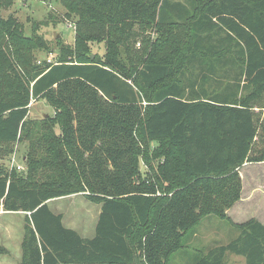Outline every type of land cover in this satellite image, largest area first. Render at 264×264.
Returning a JSON list of instances; mask_svg holds the SVG:
<instances>
[{
  "label": "trees",
  "instance_id": "trees-1",
  "mask_svg": "<svg viewBox=\"0 0 264 264\" xmlns=\"http://www.w3.org/2000/svg\"><path fill=\"white\" fill-rule=\"evenodd\" d=\"M65 5L82 49L43 66L22 63L19 23L0 16L15 50L0 45V144L30 143L27 173L0 174V212L28 214L20 264H170L204 218H228L240 168L264 162V0ZM141 24L186 37L173 55L136 64L123 54ZM87 40L104 43V56L90 58ZM40 98L57 114L32 122ZM77 194L101 206L91 239L49 205ZM238 232L195 264H227L228 253L264 264V224Z\"/></svg>",
  "mask_w": 264,
  "mask_h": 264
},
{
  "label": "rangeland",
  "instance_id": "rangeland-1",
  "mask_svg": "<svg viewBox=\"0 0 264 264\" xmlns=\"http://www.w3.org/2000/svg\"><path fill=\"white\" fill-rule=\"evenodd\" d=\"M70 0H0V16L8 19L12 16L19 23L20 38L16 44L23 46V61L26 65L43 66L47 63L57 62L60 56H73L79 54L82 48H77V22L76 12H71L66 7ZM192 0H169L170 3L181 2L184 9H190ZM190 2V4H189ZM138 36L131 43V52L123 54L128 60L136 64L145 60L148 53L174 54L176 44L182 45L186 37V30L173 27L159 31L157 28L137 25ZM169 40V41H168ZM176 40V43H175ZM167 41V42H166ZM89 48L92 59L103 57L105 54L104 43L84 41ZM12 41L0 31V45L15 54ZM180 48V47H179ZM187 49L182 50V55ZM15 56V55H14ZM75 57V56H74ZM127 65H129L127 63ZM222 86V85H221ZM220 85L213 89L219 90ZM211 89L210 85L206 86ZM29 110V120L41 122L43 119L54 117L56 107L50 105L45 99L32 100ZM59 128H56L58 133ZM42 139L38 145L46 151V140ZM28 141L12 144H0V174H6L14 169L12 159H15L21 170L20 174L27 173L26 157L30 151ZM153 147L154 143L151 144ZM263 163V162H261ZM243 165L244 202L241 207L228 213L226 220L206 217L196 227L195 234L188 236L184 241V248L171 258L170 264H195L202 254H207L210 249L227 245L238 237L240 226L251 220L264 224V164ZM156 165V162H154ZM142 172L146 169L141 165ZM239 170V171H240ZM55 213L64 216V224L68 228L91 235L97 223L99 205L91 204L82 194L72 195L49 202ZM27 213L0 212V264H20L21 244L25 234ZM210 218V219H209ZM227 264H246L242 256L228 253Z\"/></svg>",
  "mask_w": 264,
  "mask_h": 264
},
{
  "label": "crops",
  "instance_id": "crops-1",
  "mask_svg": "<svg viewBox=\"0 0 264 264\" xmlns=\"http://www.w3.org/2000/svg\"><path fill=\"white\" fill-rule=\"evenodd\" d=\"M256 111H258V109H256ZM264 112V111H263ZM258 163H246L245 165L246 166H249V165H257ZM261 164H264V162L263 163H261ZM240 172V176H241V179H242V185H243V191H242V197H241V200L239 201V202H237L231 209H229L228 211H227V214L228 213H231L233 210H235L236 208H238V207H241V204L244 202V184H243V173H242V171L240 170L239 171ZM100 206V205H99ZM100 212H101V206H100V208H99V213H98V216H99V214H100ZM210 219V218H209ZM97 220H98V218H97ZM96 227V226H95ZM95 227H94V231L92 232V234L91 235H89V234H87L86 235V233H82L81 231L80 232H78L76 229H73V230H75V231H77L81 236H83L84 238H93L94 237V235H95ZM70 229H72V228H70Z\"/></svg>",
  "mask_w": 264,
  "mask_h": 264
},
{
  "label": "built area",
  "instance_id": "built-area-1",
  "mask_svg": "<svg viewBox=\"0 0 264 264\" xmlns=\"http://www.w3.org/2000/svg\"><path fill=\"white\" fill-rule=\"evenodd\" d=\"M12 165L16 167V169L21 170V166L17 165L14 158L12 159Z\"/></svg>",
  "mask_w": 264,
  "mask_h": 264
}]
</instances>
